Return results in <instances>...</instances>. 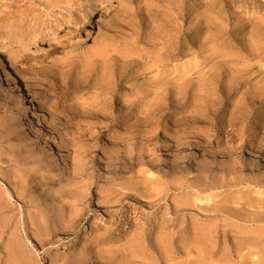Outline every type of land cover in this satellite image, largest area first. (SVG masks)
Listing matches in <instances>:
<instances>
[{
	"label": "rangeland",
	"instance_id": "1",
	"mask_svg": "<svg viewBox=\"0 0 264 264\" xmlns=\"http://www.w3.org/2000/svg\"><path fill=\"white\" fill-rule=\"evenodd\" d=\"M99 1L0 0V264H264V0Z\"/></svg>",
	"mask_w": 264,
	"mask_h": 264
},
{
	"label": "bare ground",
	"instance_id": "2",
	"mask_svg": "<svg viewBox=\"0 0 264 264\" xmlns=\"http://www.w3.org/2000/svg\"><path fill=\"white\" fill-rule=\"evenodd\" d=\"M122 3L123 0H100L96 8V13H98L97 18L93 23V27H91V29L97 31V33H101L105 26H107L114 17L115 9H117ZM89 14L90 10L81 13L78 17L65 21L63 25H57L58 27L53 32V35H51V37H49L45 42V47L48 49H55L57 51H64L72 48L78 42H81L85 36L90 35V28L86 31L85 36H78L77 41L76 37L73 36L84 24V22L88 20V18H90ZM62 29H65V31L63 32V34H60V31ZM38 40L39 38H37L36 36H32L28 38H8L2 41L0 48V69H4V71L9 75L11 85H20V78L19 74L15 71V69L10 64V61L7 59L8 53L15 47L18 48V53L28 52L30 48L38 42ZM0 80H3L1 71ZM27 108L28 106L26 107V109ZM49 143L57 146L58 143L55 135H51L49 137ZM63 247L66 248V245H64ZM47 259L48 254L47 251H45L44 260Z\"/></svg>",
	"mask_w": 264,
	"mask_h": 264
}]
</instances>
